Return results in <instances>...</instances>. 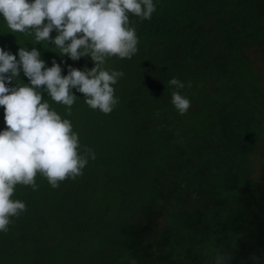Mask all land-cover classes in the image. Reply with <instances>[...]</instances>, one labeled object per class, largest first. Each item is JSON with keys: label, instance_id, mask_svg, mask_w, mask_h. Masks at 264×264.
Segmentation results:
<instances>
[{"label": "trees", "instance_id": "trees-1", "mask_svg": "<svg viewBox=\"0 0 264 264\" xmlns=\"http://www.w3.org/2000/svg\"><path fill=\"white\" fill-rule=\"evenodd\" d=\"M153 2L150 20L130 14L132 59L106 58L124 73L110 114L73 89L66 116L41 89L96 159L57 189L39 174L38 190L16 186L27 211L0 233V264H214L217 251L252 264L264 254V0ZM0 47L17 60L35 47L62 75L95 66L11 32L3 17ZM173 77L186 85L185 115L171 103ZM17 83L30 82L21 71Z\"/></svg>", "mask_w": 264, "mask_h": 264}, {"label": "clouds", "instance_id": "clouds-1", "mask_svg": "<svg viewBox=\"0 0 264 264\" xmlns=\"http://www.w3.org/2000/svg\"><path fill=\"white\" fill-rule=\"evenodd\" d=\"M155 11L153 0H0V17L11 32L34 35L37 43H53L72 61L88 57L95 65L84 70L69 65L68 74L62 75L60 63L53 59L46 67L35 47H20L18 60L0 47V107L6 124L0 131V233L6 234L12 218L27 211L25 202L12 198L17 185L36 191L39 174L57 189L61 182L82 176L89 161L96 159L94 149L81 145L72 122L50 107L41 89L53 102L66 106V116L72 115L77 99L73 89L83 94L90 109L110 114L119 103L113 86L124 73L106 70V58L132 59L139 40L130 14L144 21ZM21 71L30 83H17ZM168 86L173 89L171 103L185 115L191 107L181 93L185 83L173 77ZM231 259L217 251L214 264ZM249 259L262 264L264 254Z\"/></svg>", "mask_w": 264, "mask_h": 264}]
</instances>
